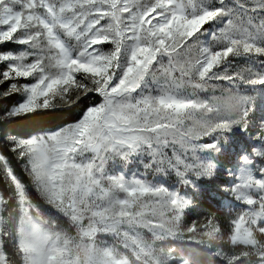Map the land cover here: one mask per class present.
Returning a JSON list of instances; mask_svg holds the SVG:
<instances>
[{"label":"snow or ice","instance_id":"6c2138e0","mask_svg":"<svg viewBox=\"0 0 264 264\" xmlns=\"http://www.w3.org/2000/svg\"><path fill=\"white\" fill-rule=\"evenodd\" d=\"M260 87L264 0H0V264H264V117L224 217L149 178L211 179Z\"/></svg>","mask_w":264,"mask_h":264},{"label":"rangeland","instance_id":"374dc122","mask_svg":"<svg viewBox=\"0 0 264 264\" xmlns=\"http://www.w3.org/2000/svg\"><path fill=\"white\" fill-rule=\"evenodd\" d=\"M262 117H264V87H260L257 92L255 111L251 114L252 125L250 130L248 132H244L241 131L240 128L234 127L231 131L225 133L227 142H220L219 152L205 153V156L208 159L217 164L215 175L211 179L204 177H192L191 185L181 187L175 183V177L164 178L162 176H150L149 178L152 179L154 183H163L170 189L178 190L185 198H191L195 201V205L187 210V218L189 221L201 216L214 215L211 213V209H208L201 204L202 202L200 199L204 194H208L211 198H216L220 202L221 207L226 209V211L228 210L229 205L239 207V204L234 200V198L228 192L223 190L224 187L233 183V177L228 176L226 173L228 169H231L234 176L243 166L240 157L251 152L255 143L251 137L255 135L256 124ZM136 169L137 165L129 164L126 172L131 174L136 171ZM114 170L116 172L125 171L123 166L120 164H115ZM210 201L212 202V200ZM182 247L186 253L191 255L193 249L196 250L195 248H199L194 244H187ZM206 255H208L207 252ZM193 258L198 261L196 257ZM198 264H200L199 261ZM212 264H215V261H213Z\"/></svg>","mask_w":264,"mask_h":264},{"label":"trees","instance_id":"16d2710c","mask_svg":"<svg viewBox=\"0 0 264 264\" xmlns=\"http://www.w3.org/2000/svg\"><path fill=\"white\" fill-rule=\"evenodd\" d=\"M23 131V129H21ZM212 200V202L210 201ZM200 201L202 202V206L211 209V213H213L217 217H224L226 214V209L221 207L220 202L216 198H211L209 197L208 194H204L201 196ZM215 204V205H213ZM196 250L193 249L192 256L196 257L199 261L200 264H212L214 261V258L209 257L206 255V252L203 249L200 248H195ZM192 250V249H191ZM196 253V254H195Z\"/></svg>","mask_w":264,"mask_h":264}]
</instances>
